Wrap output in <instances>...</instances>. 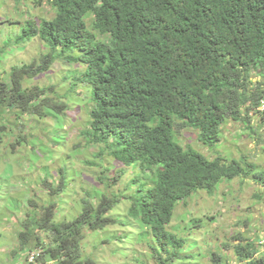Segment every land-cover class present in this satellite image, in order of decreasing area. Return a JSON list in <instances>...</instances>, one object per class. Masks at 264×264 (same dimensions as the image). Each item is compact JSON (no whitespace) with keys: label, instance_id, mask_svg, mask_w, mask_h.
<instances>
[{"label":"trees","instance_id":"1","mask_svg":"<svg viewBox=\"0 0 264 264\" xmlns=\"http://www.w3.org/2000/svg\"><path fill=\"white\" fill-rule=\"evenodd\" d=\"M13 1L19 8L21 0ZM47 5L51 18L22 23L21 34L0 49L2 54L39 37L48 50L41 60L12 68L0 82V142L13 138V148L24 145L33 133L25 118L40 123L53 113L67 116L72 100L80 106L90 100L81 136L99 146L97 158L138 166L156 179L151 186L142 182L146 176L134 181L123 220L107 218L121 202L107 177L100 179L106 192L97 203L91 193L81 199L82 212L73 221H56L57 202L32 206L31 224L18 233L21 253L38 248L39 262L94 264L82 251L88 231L137 224L155 264H184L192 254H184L186 240L169 229L178 203L197 192L213 196L219 182L240 177L251 176L264 188V167L241 159L209 160L177 140L178 133L191 130L199 143L214 147L223 127L239 122L264 143L259 110L264 82L252 81L254 74L264 78V0H48ZM59 61L78 66L64 77L71 83L68 94L58 91L60 85L27 86ZM80 88L87 98L75 99ZM250 111L263 125L252 124ZM61 178L56 188L44 182L52 198L68 191L65 167ZM232 241L236 244L210 255L211 264H224L230 249L238 264H264L261 238L240 233Z\"/></svg>","mask_w":264,"mask_h":264},{"label":"rangeland","instance_id":"2","mask_svg":"<svg viewBox=\"0 0 264 264\" xmlns=\"http://www.w3.org/2000/svg\"><path fill=\"white\" fill-rule=\"evenodd\" d=\"M47 3L48 0H21L19 8H16L13 0H0V49H5L11 38L21 34L22 23L32 20L39 24L41 18H51L54 11ZM46 50V44L39 37L10 46L0 53V82L9 78L12 68L41 60V56L48 52ZM77 67L59 61L47 72L31 78L27 86L60 85L58 91L68 94L71 83L64 77ZM252 80L264 82L263 76L255 74ZM82 90H77L76 95L79 96L75 99L87 98L82 96ZM87 102L90 104L88 100L80 106L72 100L67 116L53 113L40 123L31 117L25 118L23 122L33 132L26 137L29 143L13 148V138L0 142V264H27L25 254L19 252L22 247L18 233L25 223L32 221L28 213L34 210L33 207L36 209L37 205L57 202L56 221H73L82 212L81 199L91 193V200L97 203L100 195L106 192L100 179L107 177L114 180L111 190L121 201L107 218L123 220L127 218L129 196L137 187L134 181L146 176L142 182L153 185L156 177L151 171H146L145 175L138 166L126 167L106 156L102 160L97 158L99 146L87 145L81 136L87 121L88 111H84ZM252 117L253 125H263V119L255 113ZM196 134L191 130L181 131L177 140L184 147L201 152L209 160L217 157L226 161L241 159L264 167V143L256 134H248L239 122L227 123L222 130L223 141L214 147L199 143ZM89 161L95 166L89 165ZM63 167L69 172L68 191L66 195L52 198L44 182L59 187ZM39 211L40 215L43 214L41 208ZM169 229L186 240L184 254L189 252L192 257L184 264H211L210 255L222 250L224 245L236 244L232 240L240 233L253 240H264V188L257 185L251 176L223 180L213 196L202 191L178 203ZM143 231L137 224L88 231L82 248L84 259L89 257L94 264H155L150 257L149 244L140 236ZM33 245L34 242L29 244ZM15 251L18 253L13 256ZM224 264H238L232 249L225 252Z\"/></svg>","mask_w":264,"mask_h":264},{"label":"clouds","instance_id":"3","mask_svg":"<svg viewBox=\"0 0 264 264\" xmlns=\"http://www.w3.org/2000/svg\"><path fill=\"white\" fill-rule=\"evenodd\" d=\"M38 2H40V1H38ZM71 66H72V64H71ZM253 79V78H252ZM253 81V80H252ZM255 83V86H257L258 85V83L259 82H254ZM259 110L260 111H264V99H263V101H262V103H261V106L259 107ZM252 113H255V112H253V111H250V114H252ZM257 113H255V115H256ZM253 118V117H252ZM224 128V127H223ZM223 130V129H222ZM221 135V142L223 141L222 140V133L220 134ZM207 147V146H206ZM260 256L264 259V240H261L260 241ZM35 250H38V248H34L33 250H28V251H23L21 254L23 255V254H25V256H26V259L28 260V254L30 253V252H33V251H35ZM22 250H20L19 252H21ZM18 252V251H17ZM39 253L41 254V250L39 251ZM40 256V255H39ZM39 256H38V258H39ZM38 258H37V264H42V263H44V264H55V262L54 261H49V262H47V263H45V262H39V260H38ZM26 263L27 264H29L28 263V261H26Z\"/></svg>","mask_w":264,"mask_h":264},{"label":"built area","instance_id":"4","mask_svg":"<svg viewBox=\"0 0 264 264\" xmlns=\"http://www.w3.org/2000/svg\"><path fill=\"white\" fill-rule=\"evenodd\" d=\"M40 255L39 250H35L28 254V263L29 264H37V258Z\"/></svg>","mask_w":264,"mask_h":264}]
</instances>
